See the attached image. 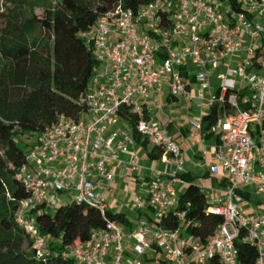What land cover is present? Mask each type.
I'll return each mask as SVG.
<instances>
[{
    "label": "built area",
    "instance_id": "1",
    "mask_svg": "<svg viewBox=\"0 0 264 264\" xmlns=\"http://www.w3.org/2000/svg\"><path fill=\"white\" fill-rule=\"evenodd\" d=\"M236 1L239 10L231 0H152L137 10L118 3L80 33L98 63L81 98L86 110L79 119L60 116L16 175L29 196L20 201L15 222L39 257L49 253L52 239L41 232L35 212L75 204L105 220L86 242L56 252L75 264H240L237 241L254 247L256 264H264V0ZM164 88L171 99L199 104L201 114L187 122L192 132L203 131L204 118L218 108L207 134L218 138L209 173L220 183L206 212L222 223L206 242L191 234L198 222L181 208L188 186L182 151L150 118V92ZM134 131L160 147L172 169L150 168L140 182L127 178L125 201L118 203L112 166L122 163L132 176L144 169L136 158L118 159L136 145ZM126 208L138 214L136 221L126 218Z\"/></svg>",
    "mask_w": 264,
    "mask_h": 264
},
{
    "label": "trees",
    "instance_id": "2",
    "mask_svg": "<svg viewBox=\"0 0 264 264\" xmlns=\"http://www.w3.org/2000/svg\"><path fill=\"white\" fill-rule=\"evenodd\" d=\"M151 1L58 0L53 6L41 0H6L11 7L2 15L4 25L0 30L3 60L0 69V264H75L56 252L86 242L92 231L105 227L103 216L93 208L68 204L53 214L36 211L41 232L52 239L49 253L44 257L37 255L32 240L15 222L20 201L29 196L16 179L30 149L23 148L21 139L27 136L37 139L60 116L79 119L86 110L81 98L98 63L80 33L118 3L126 9L137 10ZM231 1L234 9L239 10L237 1ZM38 9L44 11L42 17L37 15ZM121 115L131 118L133 124L137 121L127 111ZM217 116L218 108L213 107L203 120L205 131L217 123ZM133 136L139 141L136 131ZM162 153L155 146L149 156L157 160ZM182 177L188 186L181 193V208L198 222L191 234L206 242L222 219L207 214V197L197 185V178L189 174ZM109 216L123 224L127 221L124 215ZM172 226L175 227V221ZM236 246L240 264H256L258 253L254 247L241 241Z\"/></svg>",
    "mask_w": 264,
    "mask_h": 264
},
{
    "label": "crops",
    "instance_id": "3",
    "mask_svg": "<svg viewBox=\"0 0 264 264\" xmlns=\"http://www.w3.org/2000/svg\"><path fill=\"white\" fill-rule=\"evenodd\" d=\"M161 97L162 91L153 90L150 92L148 99L155 104H159L161 102ZM165 99L169 104L173 102L175 103V105H173V108L187 107L191 110V105H189L185 99H171L169 98V95H166ZM150 118L155 123L159 124L163 128H166L169 131V134L171 135L173 140L179 145L183 154V159L186 162L185 174H189L192 177H196V180H198V178L202 176L206 180L205 186H210L212 182L210 181V179L213 177L210 175L209 169L211 166L216 164L215 147L218 143L217 136H207L208 134L205 129L203 131H190L187 125L189 119H185L179 109H175V113H172L170 115H159L157 118L154 119L152 118L150 112ZM124 124L126 127L122 126L123 128H129V125L127 123ZM202 140L204 141L203 144H201ZM145 142L147 141H145L139 136V141L136 140V145L132 146L128 153L118 156V159L124 162H127L132 158H136L144 169L141 174H135L132 176L131 172L127 170L125 165L116 162L112 166V170L116 175L117 185L120 181H126V179L130 177H138L139 182L141 179L148 178L150 176V172L148 169L150 168H155L156 170L160 171H170L172 169V165L163 160V158L165 159L166 157L163 153L159 159H151L149 153L153 150L155 146L148 142ZM156 152H158V150ZM193 170H197L198 172L193 173ZM213 179L219 186L220 181L216 178ZM197 185L201 187L198 181ZM135 214L138 216L137 213ZM125 216L128 220H133L127 214H125Z\"/></svg>",
    "mask_w": 264,
    "mask_h": 264
},
{
    "label": "rangeland",
    "instance_id": "4",
    "mask_svg": "<svg viewBox=\"0 0 264 264\" xmlns=\"http://www.w3.org/2000/svg\"><path fill=\"white\" fill-rule=\"evenodd\" d=\"M41 1H44L46 4H52L53 6L57 3L58 0H41ZM210 1H215V0H210ZM11 5L6 3V0H0V30L1 28L3 27L4 25V20H3V14H6L7 12V9L10 8ZM37 15L42 17L43 16V13L44 11L42 9H38L36 11ZM237 65V62L234 63L233 67H235ZM3 66V60L0 56V69L2 68ZM219 82H217V75L215 74L214 77H213V92L215 93L216 90H217V86ZM221 83V81H220ZM197 86H194V89H196ZM166 95H169V91L164 88L162 90V97H161V102L158 104V103H153L151 100L148 99V103H149V109H150V112H151V116L152 118H157L159 115H170L172 113H175V109H179V111L183 114V116L185 117V119H192V118H197L199 117V115L201 114V110H199L198 108V103L195 101V102H192L191 104V110L188 109L187 107H180V108H173V105H175V103H171L169 104L165 97ZM121 126L123 127H126L124 123H121ZM36 140V137L33 136V137H23L21 139V143L23 144V148L24 149H29L30 148V145ZM29 145V146H27ZM29 147V148H27ZM198 171L197 170H193V173H197ZM203 174V172H202ZM198 183L199 185H201L202 189L205 191V194H206V197L211 200L214 196V192L212 190L213 189H218L219 186L216 184V181L211 178L210 181L211 182V185L210 186H205V178H203L202 176L198 178ZM126 187V181L122 180L119 182V184L116 186L115 188V192H114V195H113V198L112 200H116L118 203L122 202V201H125L124 199V189ZM251 190V189H250ZM252 193H253V199L256 200V199H259L260 196L252 189L251 190ZM114 211V210H113ZM124 213L127 214L129 217H131L133 219V221H136L138 216L135 214V212H133L131 209H128L126 208L124 210ZM128 231H125V234H127ZM132 244V242H129ZM141 261L143 263H145V260L144 259H141Z\"/></svg>",
    "mask_w": 264,
    "mask_h": 264
}]
</instances>
